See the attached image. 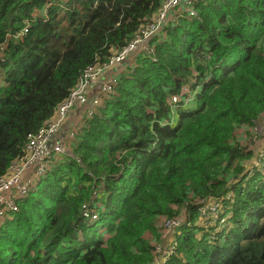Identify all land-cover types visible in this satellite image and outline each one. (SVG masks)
Here are the masks:
<instances>
[{
  "label": "trees",
  "instance_id": "16d2710c",
  "mask_svg": "<svg viewBox=\"0 0 264 264\" xmlns=\"http://www.w3.org/2000/svg\"><path fill=\"white\" fill-rule=\"evenodd\" d=\"M161 3L0 0V179L83 72ZM196 11L167 23L152 56L136 55L67 142L73 157L54 159L16 202L0 224V264H264V170L243 153L254 121L264 128V0H202ZM190 78L187 114L168 101ZM93 192L96 221L82 215ZM210 201L230 214L225 229L191 222L168 240L169 222L195 220Z\"/></svg>",
  "mask_w": 264,
  "mask_h": 264
},
{
  "label": "built area",
  "instance_id": "2783aa9c",
  "mask_svg": "<svg viewBox=\"0 0 264 264\" xmlns=\"http://www.w3.org/2000/svg\"><path fill=\"white\" fill-rule=\"evenodd\" d=\"M200 1L162 0L152 21L130 43L102 65L89 67L83 72L67 100L54 110L52 118L35 134L28 137L24 156L11 165L5 178L0 179L1 225L9 218L10 212L13 213L18 210L16 202L27 196L39 177L49 169L50 163L65 154L66 142L74 137L77 127L74 119L72 122L68 121L70 115L76 112L75 116H77V113L82 111L86 117L84 121L92 117L97 112L101 102L112 95L116 78L120 74L117 75L116 73L127 64L126 61L130 56L134 53L143 54L147 57L152 56V42L160 35L166 23L173 21L172 15L174 19L183 15L195 19L197 18L195 6ZM109 73L112 74L103 81L101 77ZM97 85L100 87L97 88ZM172 102L177 103V97H172ZM65 127L67 128L66 134L63 133ZM261 154L264 155V151ZM13 168L14 171H12ZM208 208L212 212L211 218L216 217L217 207L210 204ZM84 215L88 216L87 213ZM178 223L175 221V224L169 223L168 226L172 227Z\"/></svg>",
  "mask_w": 264,
  "mask_h": 264
},
{
  "label": "clouds",
  "instance_id": "9594fccd",
  "mask_svg": "<svg viewBox=\"0 0 264 264\" xmlns=\"http://www.w3.org/2000/svg\"><path fill=\"white\" fill-rule=\"evenodd\" d=\"M197 18H198V15H197ZM196 19V18H195ZM153 43V42H152ZM195 79H188V80H185L184 84L180 87V91H179V95L181 96L182 100L183 98L185 97V101H186V105H187V109H183L184 112H186L187 114H190V113H193L196 111V107H195V93H193V91H190V92H187L186 91V87H191V85H195L194 83ZM174 97V96H173ZM188 110V111H187ZM72 140V139H71ZM69 142V141H67ZM66 142V146H65V152L67 151V145L68 143ZM68 152V151H67ZM68 154H70L69 157H73L71 156V153L68 152ZM66 155V154H64ZM62 157V156H61ZM259 159L261 160L257 165L259 166L258 169L261 171L264 170V155H262L260 153L259 155ZM107 196H109V194H107ZM95 192H93L91 194V197H90V200L88 201V207H92V210L89 209L86 210L85 208V205L82 207V215L84 217H88L90 215V220L91 221H96L97 218L95 217H98L96 211H97V207L100 206L98 205V203L96 204L95 202ZM213 205V204H211ZM84 213H87L88 216H85ZM229 217H230V214L226 217H220L218 215V208H217V212H216V217L214 218H211V221L210 223L208 224L209 225V228L206 226V225H201V229H203V231H209V230H213L214 234L219 232V231H222L223 229H225L228 225V220H229ZM177 222V221H176ZM182 223V222H181ZM181 223L179 222L177 225L175 226H172V227H176V226H181ZM186 225L189 226V223H186ZM213 234V233H212ZM176 246L174 244H172V249L175 250ZM162 264H165V261L162 263Z\"/></svg>",
  "mask_w": 264,
  "mask_h": 264
},
{
  "label": "rangeland",
  "instance_id": "374dc122",
  "mask_svg": "<svg viewBox=\"0 0 264 264\" xmlns=\"http://www.w3.org/2000/svg\"><path fill=\"white\" fill-rule=\"evenodd\" d=\"M135 54V53H134ZM133 56H131V60H132ZM126 63L128 64V60L126 61ZM112 73H109V74H105L101 77V79H103V81H105V78H107L109 75H111ZM190 79H194V78H190ZM101 81V80H100ZM76 117L75 116V113H72L70 115V117L68 118V121H71V119H74ZM255 123V127L253 128L252 131H248V133H252V136L250 139H246L245 143L248 141V143L244 146V150H243V153H248L250 154L251 152V149H260V152L258 153V159H259V155L261 152L264 151V128H258L257 127L259 126V122H261L260 120L258 121H254ZM79 125L75 128V133H74V137L72 139L75 138V135H76V132H77V129H78ZM65 154L67 156H70V154H68V152L66 151ZM247 155V154H246ZM246 159V158H245ZM14 171V168L13 170ZM9 172V170H8ZM8 172H7V175H8ZM4 181H7V180H4ZM108 194V193H106ZM98 205H100V203H98ZM211 214L212 212L209 210L208 207L204 208V210H202L201 212H199V215H197L196 219H192L191 217H189L187 220H182V224L181 226H176V227H166L168 228V240H172V236L174 237H178L180 238L184 233V228L186 223H189V227L191 226V222L194 224H197L199 227H201V225H206L208 228H209V223L211 221ZM187 216V215H186ZM169 223H172V224H175V221H171ZM105 231V230H103ZM102 231V232H103ZM206 232H209V231H205L204 230V233ZM214 234V232H213ZM200 236V234L198 235V237Z\"/></svg>",
  "mask_w": 264,
  "mask_h": 264
},
{
  "label": "crops",
  "instance_id": "0c3cea01",
  "mask_svg": "<svg viewBox=\"0 0 264 264\" xmlns=\"http://www.w3.org/2000/svg\"><path fill=\"white\" fill-rule=\"evenodd\" d=\"M202 1V0H201ZM200 1V2H201ZM199 2V3H200ZM199 5V4H198ZM197 5V6H198ZM197 6H195V11H196V7ZM180 7H182L183 8V6H180ZM196 13H197V11H196ZM198 15V14H197ZM183 18L185 17L187 20H193L194 18H188L186 15H183L182 16ZM171 19L173 20V21H168L167 23H169V22H175L176 21V19H174V17H171ZM167 23H166V26H167ZM166 26H165V28H166ZM165 28L161 31V33H160V35L157 37V39L158 38H164L163 36H164V34H165ZM136 55H137V53H135V54H132L131 56H133V58H132V60H131V56H130V58L128 59V64H126L124 67H122V68H120L119 69V71L116 73L117 75L119 74V76H123V72H125V68L128 66V65H132L133 63H134V60H135V57H136ZM118 76V77H119ZM100 87V85H97V88H99ZM186 91L187 92H190V87L188 86V87H186ZM97 94V93H96ZM91 96H93V95H91ZM177 97V99H178V102L177 103H173L172 102V97ZM171 98H170V101H168V104H169V106L171 107L172 105H176V104H179V106L180 107H182L183 109H187V105H186V101H185V99H183L182 100V98H181V96L179 95V94H175V95H173ZM110 97V96H109ZM109 97L108 98H106L105 100H103L102 102H101V104L102 103H104L106 100H108L109 99ZM76 113V112H75ZM80 113V114H79ZM79 113H77V116L74 118V121L77 123V126L80 124V123H82V121L84 122V119H82V118H86L83 114H82V111H80ZM78 114H79V116H78ZM259 128V127H258ZM257 128V129H258ZM63 133L64 134H66L67 133V128L65 127L64 129H63ZM248 143V142H247ZM246 143V144H247ZM245 144V145H246ZM244 145V146H245ZM242 147V146H241ZM243 148V147H242ZM251 153L250 154H248V153H244L248 158H250V157H252V161H251V163H250V165H249V168H251V167H254L256 164H258L261 160L260 159H258V153L260 152V149L258 148V149H251V151H250ZM250 156V157H249ZM248 158H246V159H248ZM248 168V169H249ZM212 202L210 201V204H211ZM212 204H214V203H212ZM216 206H217V204H216ZM217 208H218V206H217ZM218 215L220 216V217H226V216H228L229 214H227V213H222L220 210H219V208H218Z\"/></svg>",
  "mask_w": 264,
  "mask_h": 264
}]
</instances>
